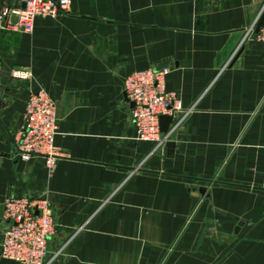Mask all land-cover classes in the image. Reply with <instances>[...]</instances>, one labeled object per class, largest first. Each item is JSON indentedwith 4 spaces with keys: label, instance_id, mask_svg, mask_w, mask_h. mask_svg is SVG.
Listing matches in <instances>:
<instances>
[{
    "label": "crops",
    "instance_id": "crops-1",
    "mask_svg": "<svg viewBox=\"0 0 264 264\" xmlns=\"http://www.w3.org/2000/svg\"><path fill=\"white\" fill-rule=\"evenodd\" d=\"M259 15L264 0H71L31 33L0 32V240L5 200L44 195L46 264H264ZM161 67L185 108L197 102L171 155L137 140L123 94L127 75ZM38 89L57 105L51 173L15 155Z\"/></svg>",
    "mask_w": 264,
    "mask_h": 264
},
{
    "label": "built area",
    "instance_id": "built-area-1",
    "mask_svg": "<svg viewBox=\"0 0 264 264\" xmlns=\"http://www.w3.org/2000/svg\"><path fill=\"white\" fill-rule=\"evenodd\" d=\"M70 7L71 0H0V32L31 33L36 17L56 19L69 14ZM254 36L264 42V26ZM169 72L168 67L133 71L123 80V94L133 104L130 118L137 140L152 144L154 151L162 150L172 140L197 106L195 102L185 108L180 96L166 89L165 77ZM10 78L27 82L31 73L16 68L11 71ZM161 116L172 119L166 133L160 131ZM57 131L55 101L44 89L32 92L24 104L22 124L13 134L16 157L22 162L40 157L51 173L57 160L63 157L54 145ZM2 218L7 227L0 240V257L19 264H46L47 243L55 233L48 199L44 195L36 198L10 196L3 204Z\"/></svg>",
    "mask_w": 264,
    "mask_h": 264
},
{
    "label": "water",
    "instance_id": "water-1",
    "mask_svg": "<svg viewBox=\"0 0 264 264\" xmlns=\"http://www.w3.org/2000/svg\"><path fill=\"white\" fill-rule=\"evenodd\" d=\"M22 8H24V4H22ZM263 26H264V15H261L258 19V22L256 23L254 33L257 34ZM132 106H133V104L130 103L131 108H132ZM171 120H172L171 117H168V116H161L160 117L159 127H160V131L162 133H166L168 131ZM174 147H175V144L173 142H167L166 143L165 149H166L167 155H171L173 153ZM2 210H3V207L1 208V212H2ZM239 225H241V224H239ZM0 264H19V263L14 261V260L1 258Z\"/></svg>",
    "mask_w": 264,
    "mask_h": 264
}]
</instances>
